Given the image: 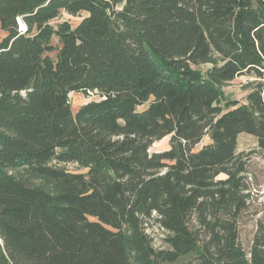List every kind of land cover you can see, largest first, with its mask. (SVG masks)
I'll return each instance as SVG.
<instances>
[{
  "label": "trees",
  "instance_id": "obj_1",
  "mask_svg": "<svg viewBox=\"0 0 264 264\" xmlns=\"http://www.w3.org/2000/svg\"><path fill=\"white\" fill-rule=\"evenodd\" d=\"M0 31V264H264L236 153L241 132L264 152V0H0ZM70 92L96 98L72 112Z\"/></svg>",
  "mask_w": 264,
  "mask_h": 264
},
{
  "label": "rangeland",
  "instance_id": "obj_2",
  "mask_svg": "<svg viewBox=\"0 0 264 264\" xmlns=\"http://www.w3.org/2000/svg\"><path fill=\"white\" fill-rule=\"evenodd\" d=\"M85 12H80L76 15H70L66 12H61L58 17H56L52 22L56 23L62 20H68L72 24L78 22ZM5 34L4 31H0V38ZM54 46H59L57 39L54 38L52 41ZM54 55V52L51 53ZM218 56L212 54L210 62H203L193 65V67L204 71L211 62H217ZM253 78L247 75H239L230 81H226L221 85V91L223 93V100L233 99L239 102H244V97L250 86L252 84ZM96 98V94L93 93H82V92H70L68 99L70 102V108L72 112L86 101ZM221 101V103L223 102ZM146 104L140 105L139 110H142ZM208 141V137L203 139V142ZM169 147V136H165L161 139L154 140L149 147V151H161ZM236 153L244 160L246 172L245 178L248 183V199L247 207L242 211L240 220L238 222L239 228V240L243 248L248 251L252 242L254 234L262 229L264 231V152L257 148V142L255 136L241 132L237 137ZM51 164L56 167L63 168L71 172H85V168L79 167L76 163L67 162H55L52 161ZM224 174L221 173L216 177V179H221ZM36 184L43 186V184L34 179ZM191 223L195 222V217L191 219ZM150 232V237H152V246L154 248H165L166 244L163 243L162 237L164 236V230L159 227L154 221L148 222V227L146 229ZM203 237V232H200V238ZM194 258V254H189L184 257L179 258L173 263H163V264H187Z\"/></svg>",
  "mask_w": 264,
  "mask_h": 264
},
{
  "label": "built area",
  "instance_id": "obj_3",
  "mask_svg": "<svg viewBox=\"0 0 264 264\" xmlns=\"http://www.w3.org/2000/svg\"><path fill=\"white\" fill-rule=\"evenodd\" d=\"M16 23L18 25V31L23 33L26 31V26L25 24L21 21L20 17L16 18ZM163 229V228H162ZM147 231V230H146ZM147 233L150 235V232L147 231ZM151 236V235H150Z\"/></svg>",
  "mask_w": 264,
  "mask_h": 264
}]
</instances>
